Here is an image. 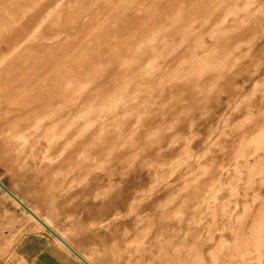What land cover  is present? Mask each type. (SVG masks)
I'll list each match as a JSON object with an SVG mask.
<instances>
[{"label": "rangeland", "instance_id": "1", "mask_svg": "<svg viewBox=\"0 0 264 264\" xmlns=\"http://www.w3.org/2000/svg\"><path fill=\"white\" fill-rule=\"evenodd\" d=\"M0 184L89 264H264V0H0ZM59 251L0 187V264Z\"/></svg>", "mask_w": 264, "mask_h": 264}, {"label": "water", "instance_id": "2", "mask_svg": "<svg viewBox=\"0 0 264 264\" xmlns=\"http://www.w3.org/2000/svg\"><path fill=\"white\" fill-rule=\"evenodd\" d=\"M0 187L17 203H19L26 211H28L36 220H38L49 232L57 237L72 253H74L84 264H89L81 256H79L68 244H66L61 238H59L46 224H44L36 215H34L21 201H19L10 191L0 184Z\"/></svg>", "mask_w": 264, "mask_h": 264}, {"label": "crops", "instance_id": "3", "mask_svg": "<svg viewBox=\"0 0 264 264\" xmlns=\"http://www.w3.org/2000/svg\"><path fill=\"white\" fill-rule=\"evenodd\" d=\"M59 257H64V261H60L61 262V264H78V262H74L73 260H69L68 258H66L65 256H64V254L62 253V252H60L59 251V253H58V255L56 256V259H60ZM56 259H53L51 262H50V264H58V260H56ZM60 260H62V259H60Z\"/></svg>", "mask_w": 264, "mask_h": 264}]
</instances>
